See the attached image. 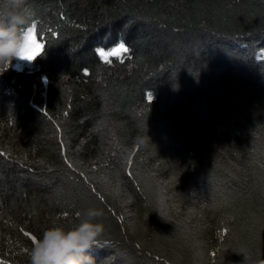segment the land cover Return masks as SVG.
<instances>
[{
    "label": "trees",
    "instance_id": "obj_1",
    "mask_svg": "<svg viewBox=\"0 0 264 264\" xmlns=\"http://www.w3.org/2000/svg\"><path fill=\"white\" fill-rule=\"evenodd\" d=\"M27 8L35 60L0 67V264L89 207L96 264L264 261V0Z\"/></svg>",
    "mask_w": 264,
    "mask_h": 264
},
{
    "label": "clouds",
    "instance_id": "obj_2",
    "mask_svg": "<svg viewBox=\"0 0 264 264\" xmlns=\"http://www.w3.org/2000/svg\"><path fill=\"white\" fill-rule=\"evenodd\" d=\"M28 0H2L0 7V67L12 62H33L32 47L36 41L30 32L34 21L27 8ZM141 145L145 140L139 141ZM70 228L52 226L34 238L29 250L30 264H96L89 252L99 247L105 233L101 218L103 209L89 207L78 214ZM257 264H264L258 260Z\"/></svg>",
    "mask_w": 264,
    "mask_h": 264
},
{
    "label": "snow or ice",
    "instance_id": "obj_3",
    "mask_svg": "<svg viewBox=\"0 0 264 264\" xmlns=\"http://www.w3.org/2000/svg\"><path fill=\"white\" fill-rule=\"evenodd\" d=\"M30 32L35 35V25H33V27L30 29ZM35 45V43H34ZM38 47H42V46H38ZM128 48L123 44L120 43L119 45H117L112 51H105L103 49L98 50V55L102 58H104L105 60H107L109 57L111 56H118L123 52H127ZM262 56H264V53L261 54ZM34 57V55H33ZM149 100H151V96L148 97ZM34 240V238H33Z\"/></svg>",
    "mask_w": 264,
    "mask_h": 264
}]
</instances>
